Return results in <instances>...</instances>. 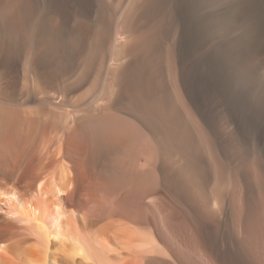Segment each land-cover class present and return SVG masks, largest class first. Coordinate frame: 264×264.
Listing matches in <instances>:
<instances>
[{
    "label": "bare ground",
    "instance_id": "bare-ground-1",
    "mask_svg": "<svg viewBox=\"0 0 264 264\" xmlns=\"http://www.w3.org/2000/svg\"><path fill=\"white\" fill-rule=\"evenodd\" d=\"M262 225L264 0H0V264H264Z\"/></svg>",
    "mask_w": 264,
    "mask_h": 264
},
{
    "label": "rangeland",
    "instance_id": "rangeland-1",
    "mask_svg": "<svg viewBox=\"0 0 264 264\" xmlns=\"http://www.w3.org/2000/svg\"><path fill=\"white\" fill-rule=\"evenodd\" d=\"M261 229H256V230H258L257 232L255 231V232H253V241H252V245L250 246L249 245V248H253V250H249V254H250V256L252 255V256H263V254H264V225H262L261 227H260ZM254 234H255V236H254ZM258 236V237H257ZM225 239H226V241H224L226 244H228V241H229V238H228V236H226L225 237ZM261 243V244H260ZM224 245V244H223ZM260 245V246H259ZM196 246V247H195ZM224 247V246H223ZM225 249H227V248H225ZM257 249V250H256ZM261 250V251H260ZM190 251L193 253H190ZM190 253V257H191V254H192V258H193V260H195V262L196 263H201V264H209L208 263V261H207V259L206 258H204L203 256H202V254H201V250H200V248L197 246V244H194V243H191V244H189L188 246H187V248H185L184 250H183V252H182V254H184V255H186V256H188V254ZM195 253V254H194ZM252 253V254H251ZM255 253V254H254ZM258 253V254H257ZM261 254V255H260ZM197 256V257H196ZM198 261V262H197Z\"/></svg>",
    "mask_w": 264,
    "mask_h": 264
}]
</instances>
